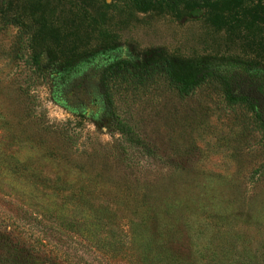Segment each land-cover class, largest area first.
I'll list each match as a JSON object with an SVG mask.
<instances>
[{"label":"rangeland","instance_id":"obj_1","mask_svg":"<svg viewBox=\"0 0 264 264\" xmlns=\"http://www.w3.org/2000/svg\"><path fill=\"white\" fill-rule=\"evenodd\" d=\"M263 2L0 6V264H160L169 230L187 251L195 233L185 225L199 223L215 234L218 264H264L257 111L230 105L217 83L181 98L163 78L139 91L118 83L111 107L63 97L72 79L121 59L263 79Z\"/></svg>","mask_w":264,"mask_h":264},{"label":"trees","instance_id":"obj_2","mask_svg":"<svg viewBox=\"0 0 264 264\" xmlns=\"http://www.w3.org/2000/svg\"><path fill=\"white\" fill-rule=\"evenodd\" d=\"M13 0H0V6L10 7ZM140 10L146 11L156 0H134ZM172 4H177L178 0H167ZM192 2L194 0H185ZM209 1V0H205ZM264 1V0H263ZM264 7V2L262 3ZM264 9V8H263ZM198 13V12H197ZM37 53V51H36ZM31 62L34 68L44 71V59L41 55L33 54ZM74 80L70 81L68 86L63 90V97L68 101L81 102L83 104L90 100H96L111 107L114 105V98L117 84L120 83L129 91H139L156 79H165L169 87L173 89L181 98L190 96L195 90L204 85L206 82L217 83L222 87L224 95L230 105H242L253 112L257 111L254 117V123L262 133V142L264 143V78L256 79L252 75H247L243 70L218 72L208 68L191 69L188 72L177 71L170 60H153L144 64H137L128 59H121L113 63L109 67L101 70L98 78L92 77L88 72L83 73ZM117 130L122 134L126 143L136 144L137 136H135L134 128L126 122H119ZM176 209L170 206L166 213L171 215ZM165 212V211H164ZM189 227L194 234L192 249L183 251L177 249V241H174V234L169 230V246L165 248L166 242L160 240V248L162 255L160 264H218V251L214 246L215 234L210 235L207 232V226L202 225H185ZM189 232V233H190ZM193 236V235H192ZM195 238V239H194ZM152 243L150 248L152 249ZM163 246V247H162ZM175 246V247H174ZM149 252V251H147ZM146 257V255H145ZM147 259V258H146ZM143 258L144 264H157L152 259L148 262ZM142 260V259H141Z\"/></svg>","mask_w":264,"mask_h":264}]
</instances>
